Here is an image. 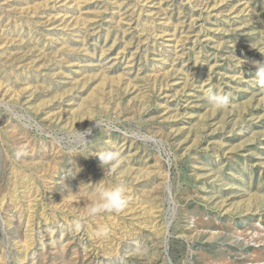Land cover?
I'll list each match as a JSON object with an SVG mask.
<instances>
[{"label": "rangeland", "instance_id": "374dc122", "mask_svg": "<svg viewBox=\"0 0 264 264\" xmlns=\"http://www.w3.org/2000/svg\"><path fill=\"white\" fill-rule=\"evenodd\" d=\"M261 52L264 0H0V264H264Z\"/></svg>", "mask_w": 264, "mask_h": 264}, {"label": "clouds", "instance_id": "9594fccd", "mask_svg": "<svg viewBox=\"0 0 264 264\" xmlns=\"http://www.w3.org/2000/svg\"><path fill=\"white\" fill-rule=\"evenodd\" d=\"M246 62L247 61L245 60V63ZM252 63L254 64L256 71L251 79H253L255 84L264 87V62L253 61ZM208 103L213 110L223 111L231 107L229 97L219 92L209 94ZM96 127H99L97 122ZM27 154L28 150L24 145L18 146L14 153L16 160H22ZM96 156L99 159L100 167L104 170V178L97 183H82L77 191H68L67 195L64 196V198L82 196L83 201L85 202L80 217L74 221V226L77 229L81 227L85 218L94 217L106 212L119 213L126 208L129 202L127 185L123 180L118 179L116 182L110 184L105 182L106 176H111L113 174L119 175L118 165L121 161L120 153L115 150H104L98 152ZM76 169H78V171H76L75 174L72 173L73 176L82 171L79 167ZM106 233V227L97 229V235Z\"/></svg>", "mask_w": 264, "mask_h": 264}]
</instances>
